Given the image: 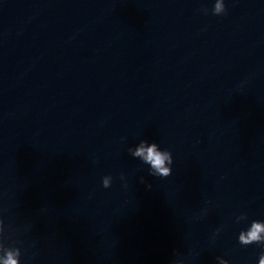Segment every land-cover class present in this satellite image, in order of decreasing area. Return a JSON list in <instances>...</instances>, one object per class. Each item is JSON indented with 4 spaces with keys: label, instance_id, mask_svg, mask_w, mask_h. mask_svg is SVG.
<instances>
[{
    "label": "clouds",
    "instance_id": "clouds-1",
    "mask_svg": "<svg viewBox=\"0 0 264 264\" xmlns=\"http://www.w3.org/2000/svg\"><path fill=\"white\" fill-rule=\"evenodd\" d=\"M205 14H207V8L200 9ZM226 7L224 0H215L214 7L212 12L214 15H224L226 14ZM133 157H139L140 160L149 165V173L152 176L166 178L172 174L173 157L172 153L164 149L162 150L160 146L155 143H149L147 140H141L139 147L135 149L134 152L129 150ZM111 176H105L102 180V185L104 188H109V179ZM121 180H124L125 177L123 174L120 176ZM141 183H144V178L141 177ZM148 188H151V184L146 185ZM124 187H127V183L124 184ZM247 219L246 214H241L236 217V221ZM2 222V220H0ZM219 230H217L218 234ZM238 242L243 246H248L251 244H260L264 246V221L253 220L250 226L241 230L238 236ZM175 259L172 260L171 264H185V258L181 256L179 252H174ZM21 251L17 249L15 252L6 251L5 255L0 258V264H20ZM217 260L220 261V264H229V261L217 257ZM258 264H264V252L261 253L259 257Z\"/></svg>",
    "mask_w": 264,
    "mask_h": 264
}]
</instances>
